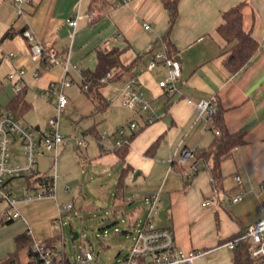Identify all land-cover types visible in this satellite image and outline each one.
Instances as JSON below:
<instances>
[{
	"label": "crops",
	"instance_id": "obj_1",
	"mask_svg": "<svg viewBox=\"0 0 264 264\" xmlns=\"http://www.w3.org/2000/svg\"><path fill=\"white\" fill-rule=\"evenodd\" d=\"M243 1L248 2L243 8L244 26L252 30L259 48L245 66L231 72L224 64L230 46L217 27L223 12ZM77 14L80 18L73 27L68 19ZM145 22L151 24L150 29L144 28ZM25 29L34 33L37 42L57 51L61 61L49 69L33 61L32 42L24 35ZM9 30L13 34L5 36ZM167 34L182 64L174 92L159 86L168 75L163 63L148 69L155 52H167ZM113 47L123 50L124 63L135 61L126 76L136 75L139 88L153 101L157 114L153 123L144 124L145 113L121 103L118 87L123 80L104 87V94L109 99L113 96L114 101L110 99L102 114H93L94 103L81 86V92L73 88L76 82L81 84L83 70L96 67L98 50ZM65 58H69L68 77L73 81L66 93L72 95L67 93L74 111L71 117L61 115L60 130L62 123L71 134L83 130L88 144L79 146L69 137L60 144L57 155L45 149L38 154L37 169L54 177L56 195L20 202L19 218L7 221L0 214V262L10 256L13 261L9 264L30 262L29 248L18 250L16 236L20 233L31 230L33 239L44 241L60 234V229L64 232V224L54 223L59 217L58 207L83 196L84 179L90 173L88 184L93 180L107 199L114 194L115 206L127 212L128 227L135 234L146 221L151 194L159 192L154 221L174 230L178 247L204 251L194 264H234V250L226 243L264 217V0H178L172 27L165 0H0V93L13 91L5 106L8 108L19 93L16 84H21L30 109L22 115L14 112L24 123L29 114L36 115L34 128L40 133L48 128L39 124V113L46 106L56 108L57 102L56 96L46 92L45 97L42 92L64 76ZM19 67L25 68L24 78L8 81V74ZM38 69L41 74L36 78ZM204 99L224 109L230 131L246 130L245 141L222 160L223 177L217 184L204 162L190 176L173 166L183 150L207 148L215 138L212 115L200 114L196 106ZM34 107L37 114L31 112ZM133 119L139 126L121 159L115 150L120 135L115 131ZM95 124L101 138L89 131ZM46 159L53 161L54 172L46 170ZM126 166L130 170L120 184ZM114 171L117 176L112 181ZM237 174L240 184L235 180ZM19 182L24 193L26 181L23 185ZM237 194H242V199L232 201ZM205 200L210 203L204 205Z\"/></svg>",
	"mask_w": 264,
	"mask_h": 264
},
{
	"label": "built area",
	"instance_id": "obj_2",
	"mask_svg": "<svg viewBox=\"0 0 264 264\" xmlns=\"http://www.w3.org/2000/svg\"><path fill=\"white\" fill-rule=\"evenodd\" d=\"M23 1L32 2L36 0H15L16 3ZM19 12H22L21 6L19 7ZM79 18L80 15L77 14L74 18H69L68 22L71 26L76 27ZM144 28L150 29L151 24L145 22ZM23 33L32 42L31 58L33 61L39 63L46 61V64L42 65L45 69H49L61 61L62 56L57 51L46 48L43 44L37 42L34 33L30 29H25ZM62 63L64 76L51 82L46 90L42 92L45 97L49 93L57 98L56 114L49 118L48 130L45 133H40L36 128L30 127L21 121L14 111L0 105V205L5 203V209L0 211V214L6 220L22 216L19 208L15 206L18 200H34L56 195L55 184L48 188L35 190L32 194L29 193L27 184H25L26 192L19 194L18 189L20 186L17 181L37 170L38 154L42 150H54L57 155L60 144L69 138L60 130V118L70 101L66 88L73 81L68 77L69 58H65ZM160 63L167 67L168 75L159 81V86L169 92L176 91L182 72L181 61L169 56L166 51H157L149 62L148 69H152ZM74 67L79 71L77 65H74ZM25 72V68L19 67L8 74L7 80L23 79ZM34 74L36 78H39L40 69L36 70ZM111 75L112 72H109L107 76L110 77ZM139 84L140 80L136 75L128 76L119 86L120 100L124 106L145 113L144 124L147 125L157 119V114L153 101L139 88ZM15 89L20 92L23 86L16 84ZM196 106L200 114L208 113L212 115L216 110L212 100H200L196 102ZM138 126L139 122L133 119L127 125L117 128L116 131L120 138L116 140V146L129 142L127 135L136 130ZM217 133H219L218 130ZM106 135L107 131L104 132V136ZM72 138L79 146L88 144L86 134L81 136L74 135ZM176 162L185 167L183 170L185 176H190L197 172L203 163L201 159L196 158L195 149L183 150ZM235 180L240 184L241 176L237 174ZM241 199L242 194L232 197L234 202ZM159 201V192L151 194L146 221L136 231L129 253L119 264H194L195 260L204 254L203 250L191 249L186 251L178 247L174 230L170 227L156 225L154 220L159 210ZM208 203H210V200L203 202L204 205ZM71 208L72 203L60 205L58 207L59 217L54 220V223L63 226V214ZM29 233H32L31 230H29ZM243 238H247L251 243V255L256 264H264V217L248 225L244 234L230 239L226 244L234 248L239 240ZM65 240L64 232L62 238L52 244H46L44 241L34 239L29 248L30 262L38 264L93 263L95 255L88 248L83 249L79 255L75 256L74 260L71 259L66 251Z\"/></svg>",
	"mask_w": 264,
	"mask_h": 264
},
{
	"label": "trees",
	"instance_id": "obj_3",
	"mask_svg": "<svg viewBox=\"0 0 264 264\" xmlns=\"http://www.w3.org/2000/svg\"><path fill=\"white\" fill-rule=\"evenodd\" d=\"M247 3V1H243L225 10L222 14L223 21L217 27L218 33L225 40L226 44L230 46V51L224 60V64L231 72H236L245 66L256 54L259 48V43L253 36L252 30L246 29L244 26L243 8ZM165 6L170 12V27H172L178 15V0H165ZM12 34V31L9 30L5 36H10ZM165 44L167 54L177 58L175 45L169 39L168 34L165 36ZM122 54L123 50L118 47H113L109 50L99 49L98 63L96 67L94 69H85L82 71V81L80 86L94 103L95 107L93 114L104 113L111 103L110 99L104 94V87L111 81L126 80L128 78L126 75L134 66V60L130 63H124ZM137 57L139 58L140 55ZM45 64L46 61L41 63L43 66ZM109 72H112L110 77L107 76ZM8 109L15 111L18 115H22L30 109V105L24 98L23 91H20L11 99L8 104ZM215 109V112L212 114L215 138L209 147L195 149V156L196 158L201 159L209 167L213 183L217 184L223 177L221 172L222 160L231 155L233 148L245 141L246 130L242 128L237 131H230L225 121L224 109L221 106L215 107ZM217 130L219 133H217ZM89 131L97 138H101L102 136L101 133H99L96 124L91 126ZM135 132L136 130L127 135L129 142L132 140ZM115 134H117V131H115ZM129 142H124L120 146L115 147V150L121 159H124L127 154ZM173 166L181 172L185 169L184 166H178L176 161ZM128 170H130L129 166L123 168L119 178L120 184H122L124 176ZM24 179L28 190L48 188L54 184V177L40 171L39 169L26 175ZM244 232L233 236L231 239L241 236ZM60 239L61 235L58 234L54 237L45 239L44 242L46 244H52ZM33 240L34 239L29 232L18 234L16 236L18 250L25 247L30 248ZM233 250L234 264H256V261L251 255V243L247 238L240 239ZM12 261L13 256H10L0 262V264H9Z\"/></svg>",
	"mask_w": 264,
	"mask_h": 264
},
{
	"label": "rangeland",
	"instance_id": "obj_4",
	"mask_svg": "<svg viewBox=\"0 0 264 264\" xmlns=\"http://www.w3.org/2000/svg\"><path fill=\"white\" fill-rule=\"evenodd\" d=\"M79 86V83L76 82L73 88L81 92ZM112 86H114V84H112ZM12 93L13 91L10 89L1 92L0 105L6 106ZM68 95L72 97L70 93H68ZM82 96L86 98L84 93H82ZM110 99L114 101L113 96H111ZM76 102L78 103V100ZM72 107L73 109L71 110ZM55 110L56 108L46 106L44 111L39 113L42 119L39 124L43 125V127L47 126L48 128V120L52 115L56 114ZM35 111L37 114L38 111L34 107L31 112L35 113ZM73 111L74 106L73 101H71L70 106L68 105L63 112V116L67 115V117H71ZM35 116L36 115L33 117L32 114H29L26 117L25 122L30 127H35L37 125L35 122ZM61 132L67 137H72L74 135L71 134L69 128L64 127L63 123L61 124ZM82 132L83 130L77 135L81 136ZM46 161V170L54 172L55 165L53 161L49 159H46ZM88 174L90 173H87V175ZM87 175L85 176L83 184L84 187H86L85 189L83 188V196L73 201L72 208L63 214L66 251L70 258L74 260L75 256L79 255L83 249L88 248L93 251L95 255L92 264H119L131 249L135 231L130 230V227H128L127 221L129 220V216L127 212L118 210L117 206H115L114 194L112 193L108 199L103 197V195L100 194L97 185H94L93 180L91 184H88ZM116 176L117 171H114L112 181ZM19 183L23 185L25 180L20 179ZM22 187L23 186L18 189L19 194L23 193ZM113 190H115V188H113ZM28 191L30 194L35 192V190ZM22 201L24 200H18L15 206L18 207ZM4 209L5 203H2L0 205V211H3ZM127 230L129 232H127ZM62 234L63 232L60 229L61 238ZM75 234H78L76 238H74ZM24 264L36 263L25 262Z\"/></svg>",
	"mask_w": 264,
	"mask_h": 264
},
{
	"label": "water",
	"instance_id": "obj_5",
	"mask_svg": "<svg viewBox=\"0 0 264 264\" xmlns=\"http://www.w3.org/2000/svg\"><path fill=\"white\" fill-rule=\"evenodd\" d=\"M78 236V234H75L74 238H76Z\"/></svg>",
	"mask_w": 264,
	"mask_h": 264
}]
</instances>
